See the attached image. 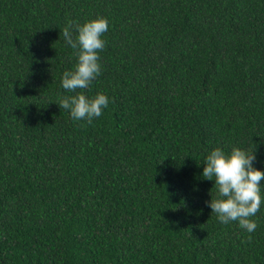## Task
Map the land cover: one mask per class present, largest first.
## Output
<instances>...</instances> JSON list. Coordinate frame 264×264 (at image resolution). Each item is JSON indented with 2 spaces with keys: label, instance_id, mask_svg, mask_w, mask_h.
I'll return each instance as SVG.
<instances>
[{
  "label": "trees",
  "instance_id": "1",
  "mask_svg": "<svg viewBox=\"0 0 264 264\" xmlns=\"http://www.w3.org/2000/svg\"><path fill=\"white\" fill-rule=\"evenodd\" d=\"M97 16L88 124L62 33ZM216 147L264 171V0H0V264H264V207L248 233L206 204Z\"/></svg>",
  "mask_w": 264,
  "mask_h": 264
},
{
  "label": "clouds",
  "instance_id": "2",
  "mask_svg": "<svg viewBox=\"0 0 264 264\" xmlns=\"http://www.w3.org/2000/svg\"><path fill=\"white\" fill-rule=\"evenodd\" d=\"M109 23L107 17L97 16L83 24L69 22L63 29L64 41L75 50L77 63L73 70L64 71L61 84L76 95L61 96L57 105L67 110L73 120L91 124L109 105V97L104 93L86 94L102 72L100 53L106 47L104 36ZM255 153L256 149L233 147L225 152L216 147L207 153L202 172L203 179L215 181L212 189L216 195H211V189V200L206 201L212 214L222 224L238 222L248 233L258 227L254 217L264 207V171L254 167Z\"/></svg>",
  "mask_w": 264,
  "mask_h": 264
}]
</instances>
